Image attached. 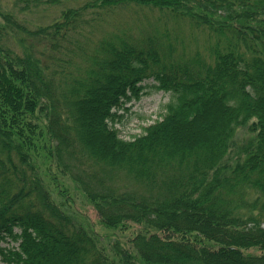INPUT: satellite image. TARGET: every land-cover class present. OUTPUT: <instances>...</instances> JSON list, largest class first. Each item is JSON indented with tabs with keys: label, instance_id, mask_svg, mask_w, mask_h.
<instances>
[{
	"label": "trees",
	"instance_id": "1",
	"mask_svg": "<svg viewBox=\"0 0 264 264\" xmlns=\"http://www.w3.org/2000/svg\"><path fill=\"white\" fill-rule=\"evenodd\" d=\"M122 12L156 22L103 31ZM149 81L166 115L121 140L116 112ZM41 139L131 250L53 201ZM188 263L264 264V0H0V264Z\"/></svg>",
	"mask_w": 264,
	"mask_h": 264
},
{
	"label": "rangeland",
	"instance_id": "2",
	"mask_svg": "<svg viewBox=\"0 0 264 264\" xmlns=\"http://www.w3.org/2000/svg\"><path fill=\"white\" fill-rule=\"evenodd\" d=\"M155 18V13H146L144 17L145 22H143L138 19L137 16L122 12L121 15L113 19L111 24L107 25V27L103 26L102 29L107 32L118 29L134 35L147 27V21L150 22V25H153L156 22L154 20ZM181 37L184 39L185 46L188 38L183 35ZM197 40L198 39L191 41L189 47H191L192 44L195 45ZM198 41L199 45H201L202 41ZM143 87L138 99L131 100L116 112L117 118L112 125L121 140H133L135 137L140 136L145 128L160 122L166 115V105L171 101L170 94L156 91L152 87L150 81L145 83ZM249 128L250 124H248V129ZM251 138V133L248 132L246 126L244 128H239L234 138L229 143V150L221 164L226 167L234 165L235 158L240 154L241 149L248 144ZM35 147L34 153H37V155L33 157V161L37 166V173L43 186L49 191L53 201L60 205L62 211L69 216L76 225L83 227L88 234L95 237L98 245L102 247L104 252L108 255L111 256L112 253L110 251L114 244L118 247L123 246L131 250L128 245V240L135 231L127 227L124 229H107L100 226L96 217H94L88 199L81 192L78 185L60 170L55 156L45 153L43 140H38ZM130 186H133V184H130ZM58 187L59 189L67 190V201L57 195Z\"/></svg>",
	"mask_w": 264,
	"mask_h": 264
}]
</instances>
